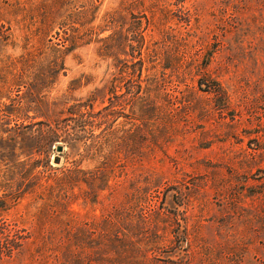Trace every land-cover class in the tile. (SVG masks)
Masks as SVG:
<instances>
[{
  "label": "rangeland",
  "instance_id": "obj_1",
  "mask_svg": "<svg viewBox=\"0 0 264 264\" xmlns=\"http://www.w3.org/2000/svg\"><path fill=\"white\" fill-rule=\"evenodd\" d=\"M0 264H264V0H0Z\"/></svg>",
  "mask_w": 264,
  "mask_h": 264
},
{
  "label": "trees",
  "instance_id": "obj_2",
  "mask_svg": "<svg viewBox=\"0 0 264 264\" xmlns=\"http://www.w3.org/2000/svg\"><path fill=\"white\" fill-rule=\"evenodd\" d=\"M134 64H142V60L138 59L136 62H133ZM112 87V86H111ZM141 86H139L140 88ZM115 87L113 86L111 88V94H114V89ZM138 94L140 93V91L137 92ZM140 97V96H138ZM113 106L117 105L114 102ZM87 103H78L75 106L70 107V111H69V115L67 120H73L75 121H79L80 123H82L81 125H73V124H63L61 120H57L58 123V127L57 130H52L53 133H57L56 131H60L61 133H63V135H65V137L69 138V139H75V140H87L88 136L86 135V125L88 126H93L94 125V121L92 120H88L85 116L86 113L89 114L88 111H83V109L87 106ZM71 117V119L69 118ZM36 177L38 178V174H35ZM42 178V177H40Z\"/></svg>",
  "mask_w": 264,
  "mask_h": 264
},
{
  "label": "water",
  "instance_id": "obj_3",
  "mask_svg": "<svg viewBox=\"0 0 264 264\" xmlns=\"http://www.w3.org/2000/svg\"><path fill=\"white\" fill-rule=\"evenodd\" d=\"M62 149H63V147L62 146H57V151H62ZM56 161H58V160H56Z\"/></svg>",
  "mask_w": 264,
  "mask_h": 264
}]
</instances>
